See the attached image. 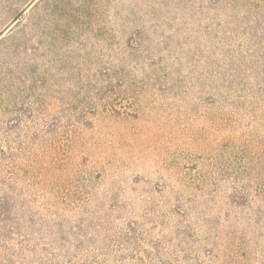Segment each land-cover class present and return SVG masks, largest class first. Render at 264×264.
<instances>
[{"label": "trees", "instance_id": "obj_1", "mask_svg": "<svg viewBox=\"0 0 264 264\" xmlns=\"http://www.w3.org/2000/svg\"><path fill=\"white\" fill-rule=\"evenodd\" d=\"M172 53L196 74L184 82L166 65L140 81L182 92L193 109L222 105L227 124L264 121V0H0V264H124L127 246L145 243L143 232L131 234L144 214L160 226L174 217L162 238L175 244V264L202 256L223 264L224 246L210 245L212 202L229 182L238 193L223 195L225 203L241 206L248 189L238 184L252 156L231 150L223 177L215 162L214 171L195 164V173L181 165L162 213L163 202L150 209L147 196L137 209L118 199L97 160L81 155L101 119L128 122L132 113L113 100L132 73ZM225 133L240 141L239 130Z\"/></svg>", "mask_w": 264, "mask_h": 264}, {"label": "rangeland", "instance_id": "obj_2", "mask_svg": "<svg viewBox=\"0 0 264 264\" xmlns=\"http://www.w3.org/2000/svg\"><path fill=\"white\" fill-rule=\"evenodd\" d=\"M184 59L172 53L154 66L143 62V70L137 69L132 73L133 83L124 84L114 96L113 101L121 104L117 106L118 109L122 111L124 107L132 113L128 122L116 115L110 120L101 119L96 132L88 135L91 140L81 155H89L97 160V171H101L104 178L114 181L111 187H118L121 191L122 197L118 199L137 209L145 205L140 202L141 197L147 196L152 200L147 204L148 207L152 206L150 209L156 207L158 201L163 202L160 208L162 213L174 202L173 189L179 182L181 165L191 168L186 172L195 173L192 168L195 164L207 171L215 162L214 166L220 167L217 172L223 177L226 173L223 165L231 150L234 155L252 156L250 169L243 172L245 179L238 184V187L248 189L240 192L241 206L232 204L230 200L225 203L223 195L229 191L238 193V190H231L232 183L220 184L222 195L215 196L218 198L212 202L215 216L209 226V239L210 245L224 246L226 261L223 264H264V121L258 115L259 118L251 123L244 120L239 125L227 124L222 121L225 113L222 105L200 104L193 109L192 104L184 103L182 92L178 95L162 94L151 84V79L140 81L143 77L162 74V68L167 65L170 71L178 68L171 75L177 79L181 77L186 82L189 76L196 74V68L190 70ZM202 67L200 63L197 69ZM175 89H179L178 85ZM215 116L217 121L214 124L211 119ZM228 128L241 133L237 145L228 142L225 133ZM108 158L119 162L109 167L106 162ZM202 158L205 162H200V165L198 162ZM210 170L214 171L212 168ZM103 193L100 188L98 194ZM128 214L136 216L130 210ZM144 215L136 217L139 222L137 231L131 233L143 232L146 236L144 248L139 243L129 244L124 264H164L166 246L171 249V264H175V244L169 246L162 238V234L173 224L174 217H162L163 225L160 226L153 217ZM152 243H157L156 251L150 248ZM191 251L192 246H188L187 254L191 255ZM140 252L143 253L141 256L138 254ZM197 263L218 264L219 261L215 257L202 256L198 262L195 259L190 262Z\"/></svg>", "mask_w": 264, "mask_h": 264}]
</instances>
